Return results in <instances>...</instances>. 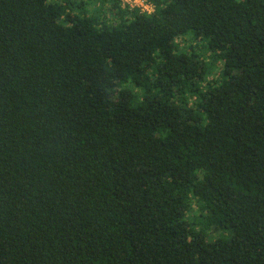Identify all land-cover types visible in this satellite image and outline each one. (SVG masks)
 Returning a JSON list of instances; mask_svg holds the SVG:
<instances>
[{"label": "trees", "instance_id": "obj_1", "mask_svg": "<svg viewBox=\"0 0 264 264\" xmlns=\"http://www.w3.org/2000/svg\"><path fill=\"white\" fill-rule=\"evenodd\" d=\"M146 1L0 0V264H264V0Z\"/></svg>", "mask_w": 264, "mask_h": 264}, {"label": "built area", "instance_id": "obj_2", "mask_svg": "<svg viewBox=\"0 0 264 264\" xmlns=\"http://www.w3.org/2000/svg\"><path fill=\"white\" fill-rule=\"evenodd\" d=\"M122 5L129 7H138L141 11L151 12L152 6L146 0H121Z\"/></svg>", "mask_w": 264, "mask_h": 264}, {"label": "rangeland", "instance_id": "obj_3", "mask_svg": "<svg viewBox=\"0 0 264 264\" xmlns=\"http://www.w3.org/2000/svg\"><path fill=\"white\" fill-rule=\"evenodd\" d=\"M90 7V6H89ZM203 52V50L201 51V53ZM204 53V52H203ZM226 235H228V233L226 232ZM225 233L223 234V232H219L217 233L215 236H226Z\"/></svg>", "mask_w": 264, "mask_h": 264}]
</instances>
